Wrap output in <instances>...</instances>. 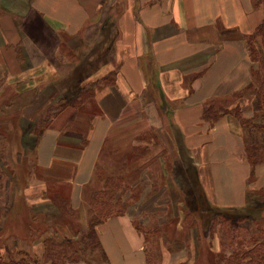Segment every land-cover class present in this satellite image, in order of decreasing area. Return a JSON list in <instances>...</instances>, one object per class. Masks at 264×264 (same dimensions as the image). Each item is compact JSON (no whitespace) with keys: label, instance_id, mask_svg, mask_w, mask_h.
I'll use <instances>...</instances> for the list:
<instances>
[{"label":"crops","instance_id":"crops-1","mask_svg":"<svg viewBox=\"0 0 264 264\" xmlns=\"http://www.w3.org/2000/svg\"><path fill=\"white\" fill-rule=\"evenodd\" d=\"M255 3L0 0V129L34 162L16 196L33 211L66 202L79 212L98 173L128 181L162 179L164 171L183 178L187 170L210 211L241 209L264 193V131L232 115L203 118L210 107L233 109L246 98L249 38L264 24V0ZM112 73V85L64 107L37 139L50 105ZM96 233L108 264H148L129 214L101 222ZM205 238L222 250L217 234ZM178 252L184 262L187 249Z\"/></svg>","mask_w":264,"mask_h":264},{"label":"trees","instance_id":"trees-1","mask_svg":"<svg viewBox=\"0 0 264 264\" xmlns=\"http://www.w3.org/2000/svg\"><path fill=\"white\" fill-rule=\"evenodd\" d=\"M262 0H256V5H259ZM250 58L252 62L251 77L252 81L246 88V91H253L257 98L256 111L250 117H244L239 106L233 109H225L223 107H210L203 113V118L206 121H215L223 115H232L238 119L243 125L253 128L257 132L264 131V24L259 26L257 30L250 36ZM260 40L261 50L252 47L253 40ZM114 74H109L101 80L91 82L87 86L74 87L69 93L62 97L58 102L50 105L44 114H42L36 126L34 133L38 137L50 125L53 119L66 106L77 107L83 104L86 100L92 98L97 89L102 86L112 85ZM11 141V142H10ZM11 134H7L5 130L0 129V162L3 166H8V154L11 146H13ZM10 145V148H9ZM17 154H23V150H16ZM10 162V161H9ZM34 162H31L25 169V183L29 180L31 169ZM16 172L19 171L18 164L15 162ZM17 175V174H16ZM23 177V175H21ZM24 182V181H23ZM103 186L100 190L92 192L88 203L82 212L74 211L66 202L59 203L58 209L64 217L68 218L67 224H72L75 220L81 222L84 220L87 225V231L72 239L57 240L54 238H43L48 230L45 225L38 222L39 214L29 208L24 200H16L12 206L5 202V192L0 184V248L6 246L8 240H24L34 241L43 238V254L41 260L29 261L22 260H6L0 256V264H108L107 257L101 247L96 226L101 222L115 216L124 215L125 211L120 209L119 199L116 197L118 188L121 187L123 179L121 177L104 176ZM23 184V183H22ZM255 195H250L253 199ZM249 199V201H250ZM259 210L264 207L259 206ZM247 207L241 209H214L208 215L210 237L217 234L224 251L215 253L211 249V245L207 243V247L199 246L198 254L194 262H191V253L187 255L184 262L178 264H264V216L252 214L250 216L245 212ZM239 210V213H235ZM9 213L13 218L11 220L24 219L26 225L21 229H15L3 239V217ZM264 214V213H263ZM82 215V219L80 216ZM88 218V220H87ZM195 219V218H194ZM197 220V219H196ZM76 222V221H75ZM198 222V221H197ZM247 223V226L242 224ZM75 224V223H74ZM135 225V224H134ZM76 226V225H75ZM136 226V225H135ZM245 230L249 233L244 238L238 235V229ZM136 229L143 232L136 226ZM250 229V230H248ZM249 231V232H248ZM37 235V237L35 236ZM36 238H35V237ZM202 238V237H201ZM201 242L202 239H201ZM204 243V242H203ZM202 243V244H203ZM225 250L230 251L229 254ZM225 252V253H224ZM147 253V252H146ZM204 258V260H203ZM149 264V263H148Z\"/></svg>","mask_w":264,"mask_h":264},{"label":"rangeland","instance_id":"rangeland-1","mask_svg":"<svg viewBox=\"0 0 264 264\" xmlns=\"http://www.w3.org/2000/svg\"><path fill=\"white\" fill-rule=\"evenodd\" d=\"M252 47L261 50L260 40H253ZM242 96L246 98L241 102V105L236 106H239L240 109L244 108V110L242 109L243 116L246 118L258 113L255 108L257 105L255 93L247 90ZM5 132L10 134L9 131ZM16 150L19 151L18 146H11L8 154L10 162L7 161L9 165L2 167L3 172L1 175H4V177L0 179V184L3 191H5V202L10 206L16 201L15 198L17 200L22 199L19 194L16 196L15 192L17 187L27 184L24 178L25 169L33 162L30 151L27 150L28 152H23L24 154H17ZM15 162L18 164L19 171L17 172ZM182 166L185 167L184 164ZM104 174L105 172L98 173V176L94 179L96 181L94 185L96 189L94 188V191L102 188V182L104 176H106ZM182 174L183 178L180 175L172 178L164 171L165 177L162 179L159 177H151L150 179L141 177L126 181V179L122 178L123 183L116 193V197L120 202V209L132 216L134 218V224L143 232L149 264H178L177 262L182 261L181 252L179 253L178 251H183L185 248L188 251L187 255L191 253V262H194L198 254L199 246L207 247L205 237L210 234L209 219L206 216L210 212L207 204V196H199L194 193L193 190L195 189H191L189 184L191 181L190 178L184 176L189 175L188 170L187 172H182ZM144 182L147 183V186L144 185ZM29 196H31V193ZM87 199L85 200L86 204L88 202ZM259 206L264 207V193H258L253 199H250L248 205H246L247 209L245 212L248 216L253 213L259 214L260 212L259 216H264L262 214L263 209L259 210ZM51 209L48 210L41 207L35 211L38 214L42 212L47 214V216L42 214L38 219V222L44 224L45 229L48 230V232L42 235L43 238H54L57 240L72 239L87 231L86 226L77 224L80 219L75 220L76 222L69 220L72 224H67L68 218L63 216L60 209L57 207L55 210ZM235 213H239V210ZM11 216L7 213L3 217L2 221L5 222L2 233L3 239L13 232L12 229H21L22 226L26 225L24 219L16 222V220H11ZM80 218L82 219V215ZM242 225L247 226V223ZM238 233L240 239L241 237L244 238L246 235H249V233L240 228L238 229ZM35 236L37 237V235ZM42 237L39 239L36 238L34 241H24L21 239L14 240L11 236L6 246L0 248V256L6 260L29 261L31 259L33 261H39L43 254ZM201 239L204 243L201 242ZM37 242L39 243L38 245L36 244ZM212 244L210 242L211 246ZM33 247H35V253L32 251ZM19 248L20 253H17V249ZM221 249V251H224L222 245ZM221 251L220 253H222ZM215 253L219 252L216 251Z\"/></svg>","mask_w":264,"mask_h":264}]
</instances>
